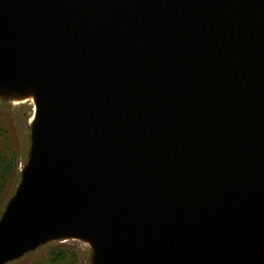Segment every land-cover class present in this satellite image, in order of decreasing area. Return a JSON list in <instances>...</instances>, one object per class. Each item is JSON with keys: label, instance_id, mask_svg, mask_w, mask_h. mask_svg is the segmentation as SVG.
I'll use <instances>...</instances> for the list:
<instances>
[{"label": "water", "instance_id": "water-1", "mask_svg": "<svg viewBox=\"0 0 264 264\" xmlns=\"http://www.w3.org/2000/svg\"><path fill=\"white\" fill-rule=\"evenodd\" d=\"M33 86L0 264H264V0H0V97Z\"/></svg>", "mask_w": 264, "mask_h": 264}, {"label": "rangeland", "instance_id": "rangeland-1", "mask_svg": "<svg viewBox=\"0 0 264 264\" xmlns=\"http://www.w3.org/2000/svg\"><path fill=\"white\" fill-rule=\"evenodd\" d=\"M34 106L27 96H19L17 99L0 97V127L6 129L11 149L14 153L13 162H17V170L14 182L11 183L6 196L0 204V221L9 202L14 198L20 185L25 167L29 163L30 150L32 147V116ZM1 160H4L1 158ZM12 161V160H11ZM67 253L66 258L71 264H96L94 248L90 241L69 237L67 241L59 239H46L35 248L24 252L18 258L7 261L5 264H55L53 255L58 252ZM62 255V254H59ZM66 264V262H61Z\"/></svg>", "mask_w": 264, "mask_h": 264}, {"label": "trees", "instance_id": "trees-1", "mask_svg": "<svg viewBox=\"0 0 264 264\" xmlns=\"http://www.w3.org/2000/svg\"><path fill=\"white\" fill-rule=\"evenodd\" d=\"M6 129L3 127H0V204L4 197L7 194V191L11 185V183L14 182L15 174L17 170V162H13L14 159V153L11 149V145L9 142V139L6 136ZM3 158L4 160H1ZM12 160V161H11ZM22 180V177H21ZM21 182V181H20ZM62 254V255H59ZM63 253L58 252L57 255H53V263L55 264H62L61 262H66V264H71L69 257H73L72 255L66 256Z\"/></svg>", "mask_w": 264, "mask_h": 264}, {"label": "bare ground", "instance_id": "bare-ground-1", "mask_svg": "<svg viewBox=\"0 0 264 264\" xmlns=\"http://www.w3.org/2000/svg\"><path fill=\"white\" fill-rule=\"evenodd\" d=\"M28 99L31 100L33 106H34V110H33V116H32V120L34 121L36 119V114H37V100H36V87L33 86L31 87L30 93L27 96ZM78 239H83L81 237H78Z\"/></svg>", "mask_w": 264, "mask_h": 264}]
</instances>
